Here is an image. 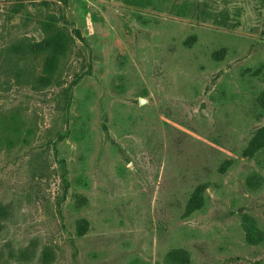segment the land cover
I'll use <instances>...</instances> for the list:
<instances>
[{
    "label": "rangeland",
    "instance_id": "1",
    "mask_svg": "<svg viewBox=\"0 0 264 264\" xmlns=\"http://www.w3.org/2000/svg\"><path fill=\"white\" fill-rule=\"evenodd\" d=\"M0 264H264V0H0Z\"/></svg>",
    "mask_w": 264,
    "mask_h": 264
},
{
    "label": "trees",
    "instance_id": "2",
    "mask_svg": "<svg viewBox=\"0 0 264 264\" xmlns=\"http://www.w3.org/2000/svg\"><path fill=\"white\" fill-rule=\"evenodd\" d=\"M59 1H66V0H59ZM40 46H42L43 50L48 53L42 65L41 73L36 77H34L33 84L38 85L41 88L57 86L59 84V78L56 77V74L59 68V62L55 53V44L51 40H46ZM176 253L177 252H175V254ZM45 257L47 259L48 257L47 252L45 253Z\"/></svg>",
    "mask_w": 264,
    "mask_h": 264
},
{
    "label": "water",
    "instance_id": "3",
    "mask_svg": "<svg viewBox=\"0 0 264 264\" xmlns=\"http://www.w3.org/2000/svg\"><path fill=\"white\" fill-rule=\"evenodd\" d=\"M145 103H146V101L142 99L141 104L144 105Z\"/></svg>",
    "mask_w": 264,
    "mask_h": 264
}]
</instances>
